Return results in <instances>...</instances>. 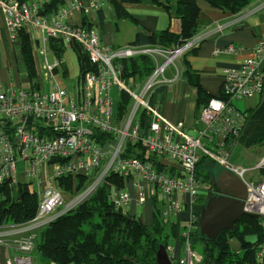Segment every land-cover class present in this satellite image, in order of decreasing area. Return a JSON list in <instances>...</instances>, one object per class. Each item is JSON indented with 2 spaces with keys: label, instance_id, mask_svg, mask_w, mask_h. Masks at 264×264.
<instances>
[{
  "label": "built area",
  "instance_id": "1",
  "mask_svg": "<svg viewBox=\"0 0 264 264\" xmlns=\"http://www.w3.org/2000/svg\"><path fill=\"white\" fill-rule=\"evenodd\" d=\"M42 1L0 0V13L10 38L14 39L20 27L30 28L43 41L52 37L68 47L82 48L93 69L77 78L75 94H67L66 88L56 84L51 91L8 84L0 92V185L7 183L15 198L16 176L20 174L31 182L38 198L32 219L0 227V247L8 251L1 264H32L37 231L87 199L110 172L123 179L122 187L110 188L108 200L115 208L130 207L134 202L133 216L141 219L145 206L152 212V197L157 195L161 215L176 222L184 206L189 205L181 195L188 196L190 204L197 199L200 183L195 178V166L201 155L247 185L243 209L258 214L264 226V180H247L250 171L263 166L264 159L246 167L224 153L228 137L236 136L245 123V112L234 101L258 98L261 93L264 39L257 40L253 56L238 68L224 70L221 97H211L200 107L191 134L182 122H168L151 97L155 85L166 81L165 69L199 43L197 35L173 49L109 46L101 42L94 29L70 21L72 10L87 11L83 0H70L72 9L64 6L48 16L38 12ZM103 5L102 0H89V6L96 10ZM142 54L152 58L153 70L142 82L126 80L123 62ZM63 63L61 58L46 63V75L52 78ZM121 93L130 98L123 114L118 109ZM138 147L144 149L143 155ZM80 177L86 180L77 190ZM65 180L70 182V191L63 188ZM186 213L184 230L178 236L183 241L177 238L183 254L172 259V264H202L201 255L189 247L196 214L191 209ZM174 251L172 246L167 247L168 253ZM254 252L259 264H264V241Z\"/></svg>",
  "mask_w": 264,
  "mask_h": 264
},
{
  "label": "trees",
  "instance_id": "2",
  "mask_svg": "<svg viewBox=\"0 0 264 264\" xmlns=\"http://www.w3.org/2000/svg\"><path fill=\"white\" fill-rule=\"evenodd\" d=\"M141 1L119 0V2H116L115 0H108L113 5L118 17L126 16L121 6L122 3H139ZM152 1L165 11L174 10V15L179 21V29L178 31L167 29L151 34L150 47L173 49L184 44L197 33L199 8L196 0ZM206 1L211 6L229 11L232 14L239 13L249 3V0ZM63 4V0H43L38 12L45 16L52 15L60 11L64 7ZM103 7L105 5L99 9ZM80 13L81 25L86 29H91L92 25L88 21L87 14L83 10ZM28 29L30 28L24 26L16 29L14 39L11 40L19 41L24 73L28 80V84L24 88L36 90L38 88L36 86L35 63L30 39L38 41L41 36L37 33L39 35L37 37L36 32L32 29H30L31 34L27 31ZM45 44L47 48L54 52L55 58H62V53L68 48L62 41L52 37H48ZM70 47L76 57L78 65L77 78L79 80L83 73L91 71L93 68L82 48L78 46ZM60 67H56L54 72ZM123 67V77L126 80L142 82L151 73L154 65L151 57L142 54L124 61ZM186 73L188 81L192 82L191 73L188 70ZM62 74L65 75V71ZM262 79L263 87L258 97L257 106L250 111H245V123L242 130L236 136H230L234 137L232 140L236 144L238 142L243 143L246 148L257 143L264 144V65ZM195 86L197 87V105L203 106L212 96L206 95L199 84L195 83ZM218 96L221 97V93ZM119 101V113L123 114L130 103V98L128 95L121 93ZM230 137L228 139H231ZM138 148L141 150L139 154L143 155L144 149ZM208 159L210 158L201 155L195 166V178L200 183V188L194 203L200 206L205 203L207 194L201 192L203 184L199 175L209 178L211 185L214 186L213 177L221 170L216 165L217 170L214 174H210L207 169ZM85 180L84 177L78 178L77 190L81 189L80 185ZM113 185L122 187L123 179L116 173L110 172L87 199L70 211L57 216L37 231L33 251L39 254L44 264H156L155 254L159 246L164 245L167 248L176 237V223L161 215V206L158 204L157 195L152 197V223L150 227L145 226L140 219L130 215L123 208H115L108 200L110 188ZM63 188L70 191L68 180L63 182ZM17 192L14 198L12 189L7 183L0 185V227L25 223L36 214L38 198L31 182L18 181ZM195 216L197 219L193 224V229L189 232V247L196 251L193 244L198 242L202 245L201 251H197L201 255L202 264L205 262H213L214 264H259L254 252L256 245L264 241V226H262L259 218L245 215L233 225L232 230H223L215 240H209L202 237L198 231L199 212ZM249 236L254 238L253 241L247 238ZM231 237H236L239 240V251H234L230 247L228 240ZM180 240L183 241L179 237L178 241Z\"/></svg>",
  "mask_w": 264,
  "mask_h": 264
},
{
  "label": "crops",
  "instance_id": "3",
  "mask_svg": "<svg viewBox=\"0 0 264 264\" xmlns=\"http://www.w3.org/2000/svg\"><path fill=\"white\" fill-rule=\"evenodd\" d=\"M115 1L119 2V0ZM84 2L87 6L85 14L88 16V21L105 45L150 46L151 34L167 29L170 31H178L179 29V21L174 15V10L165 11L152 0H142L139 3H122L125 17H118L113 5L108 0L104 1L105 7L99 10L90 7L89 0H84ZM196 2L199 13L197 16L198 30L195 35L200 41L196 46L176 57L172 64L177 61L178 67L174 64L175 69L168 71L167 76H164L166 81L155 85L151 97L152 103L163 113L168 122H182L191 134L195 132L196 118L201 107L197 105L195 83L199 84L206 95L218 96L224 78V70L238 68L245 59L253 56L252 49L257 40L259 38L264 39V0H249L248 5L237 14L213 7L206 0H196ZM63 3V6L72 9L70 0H63ZM80 14V12L72 10L70 21L79 22ZM27 31L31 33L30 29ZM35 35L39 37L37 33ZM30 44L35 63L37 88L51 91L55 84L59 87L57 83L50 84L53 77L49 78L45 72L46 63H51L56 57L54 52L47 48L45 41L40 38L38 41L30 39ZM229 46H235L236 51H231ZM66 49L62 54H65ZM71 53L75 58L78 75L76 57L73 51ZM49 57L52 58L51 62ZM20 67L24 76L22 78L19 75ZM187 70L192 75V82H189L186 77ZM60 71L61 74L65 71V75L62 74V76L67 77L68 68L65 66V62L61 65ZM24 72L19 41L11 40L10 33L4 23V17L0 13V92L9 83L21 87V82H23L26 87L28 80ZM57 73L58 70L54 72V74ZM234 104L244 112L250 111L257 106L258 98L251 96L241 101H234ZM233 141L228 139L224 149L229 150ZM248 148L251 149V147ZM247 180L251 183H258L264 180V176H258L256 171H251ZM128 187L135 199L136 194L130 186ZM209 195L207 194V196ZM181 197L189 203L187 205L189 207L184 206L185 209L178 215V220L175 222L177 227L175 239L179 250L180 244L177 242V238L181 232L177 229L179 223L184 228L187 219L186 209H191L197 214L202 207V205L195 203L190 204L189 197L186 195H181ZM134 208L133 202L128 209L130 215H133ZM149 212L152 214L150 206ZM140 220L142 221V218ZM247 238L250 240L251 236ZM228 243L232 247L235 246L231 240ZM169 246L171 247L172 243ZM233 248L234 251H239L240 246ZM175 252L176 250L172 254L168 253L173 260L176 259L174 257ZM180 255H182L181 250ZM40 260V256H35L34 264H44Z\"/></svg>",
  "mask_w": 264,
  "mask_h": 264
},
{
  "label": "water",
  "instance_id": "4",
  "mask_svg": "<svg viewBox=\"0 0 264 264\" xmlns=\"http://www.w3.org/2000/svg\"><path fill=\"white\" fill-rule=\"evenodd\" d=\"M213 184L217 192L207 196L199 211L197 228L202 237L215 240L223 230H232L233 225L245 215L258 218V214H250L243 209L247 185L241 179L221 169L214 175ZM155 259L156 264H172L164 245L157 249Z\"/></svg>",
  "mask_w": 264,
  "mask_h": 264
},
{
  "label": "rangeland",
  "instance_id": "5",
  "mask_svg": "<svg viewBox=\"0 0 264 264\" xmlns=\"http://www.w3.org/2000/svg\"><path fill=\"white\" fill-rule=\"evenodd\" d=\"M71 52H72V49L68 47L66 49L65 54H63V56L61 58L65 62V66L68 68L67 77L62 76L60 68H59L58 73L54 74L53 79H51V83H50L53 85H54V83H57L61 89L66 88L67 94H75L76 88H77V66H76L75 58H74V56H72ZM48 59L51 62L52 58L49 57ZM174 64H175V66L178 67L177 61H175ZM174 64H170L166 68V72L163 74V76H167L168 71H172L175 69ZM19 71H20L19 72L20 77L21 78L24 77L21 67H20ZM25 85H26L25 83L21 82V88H24ZM230 138H231L230 140H232L234 137H230ZM224 153L226 156L229 157V159L231 161H233L234 163H236L238 165H244L246 167H254L256 164L260 163L264 159V144L257 143V144L251 145V149H249V148H246V146H244L243 143L238 142L236 144L235 141H233L232 147L229 150L224 149ZM216 165L217 164L213 159H211V158L208 159L207 169H208V172L210 174H214V172L217 170ZM252 171H256V174L258 176L262 175V177H263L264 176V164H263V166H261L257 169H253ZM199 176H200V179H201L202 184H203V188H202L201 192L204 194L206 193V194H210V195L214 194L216 188H215V186L211 185L212 183H211L210 179L205 177L204 175H199ZM16 177H17V180L19 182L26 181V178H24L20 174H18ZM17 193L18 192H16V194ZM123 209L125 211H128L129 207H123ZM142 222L146 226H149L152 223V214L149 212L148 206H145V210H144V213L142 215ZM166 230L168 231L169 229H166ZM182 230H183L182 224L179 223L177 231L182 233ZM229 240H231V242L234 243L235 246H233V247H239L240 246V242L236 237H231ZM229 240H228V242H229ZM250 240L253 241V238L251 237ZM170 243H172V247L176 250L174 257L177 258L179 256V252H180V250L178 248V243H176V239H173ZM193 246L196 249V252L197 251L200 252L202 249V245L198 242L196 244H193ZM230 247L232 249H234L231 245H230ZM6 254H8V251L5 248L0 247V259ZM182 254H183V251H182ZM35 256H39V254L36 253V251H33L32 255H31L32 264H34V257ZM175 260L176 259H174V261ZM40 261L42 263H44L42 259Z\"/></svg>",
  "mask_w": 264,
  "mask_h": 264
}]
</instances>
